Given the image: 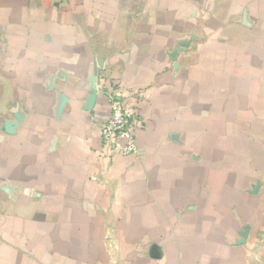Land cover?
<instances>
[{
  "label": "crops",
  "instance_id": "obj_1",
  "mask_svg": "<svg viewBox=\"0 0 264 264\" xmlns=\"http://www.w3.org/2000/svg\"><path fill=\"white\" fill-rule=\"evenodd\" d=\"M0 264H264V0H0Z\"/></svg>",
  "mask_w": 264,
  "mask_h": 264
},
{
  "label": "built area",
  "instance_id": "obj_2",
  "mask_svg": "<svg viewBox=\"0 0 264 264\" xmlns=\"http://www.w3.org/2000/svg\"><path fill=\"white\" fill-rule=\"evenodd\" d=\"M110 118L101 124L103 145L113 155L129 156L139 152L137 131L141 120L125 101L119 84L108 88Z\"/></svg>",
  "mask_w": 264,
  "mask_h": 264
},
{
  "label": "water",
  "instance_id": "obj_3",
  "mask_svg": "<svg viewBox=\"0 0 264 264\" xmlns=\"http://www.w3.org/2000/svg\"><path fill=\"white\" fill-rule=\"evenodd\" d=\"M97 81V80H96ZM95 81V83H94V87H95V92H97L98 90H97V82Z\"/></svg>",
  "mask_w": 264,
  "mask_h": 264
}]
</instances>
